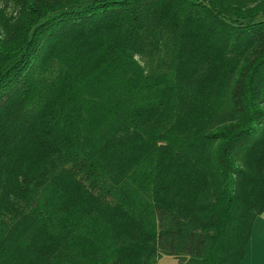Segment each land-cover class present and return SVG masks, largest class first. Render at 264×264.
Listing matches in <instances>:
<instances>
[{
    "label": "trees",
    "instance_id": "obj_1",
    "mask_svg": "<svg viewBox=\"0 0 264 264\" xmlns=\"http://www.w3.org/2000/svg\"><path fill=\"white\" fill-rule=\"evenodd\" d=\"M4 6L0 264H241L264 215V0Z\"/></svg>",
    "mask_w": 264,
    "mask_h": 264
},
{
    "label": "crops",
    "instance_id": "obj_2",
    "mask_svg": "<svg viewBox=\"0 0 264 264\" xmlns=\"http://www.w3.org/2000/svg\"><path fill=\"white\" fill-rule=\"evenodd\" d=\"M158 264H178L171 257H164ZM241 264H264V215L253 226V235L246 249V257Z\"/></svg>",
    "mask_w": 264,
    "mask_h": 264
},
{
    "label": "rangeland",
    "instance_id": "obj_3",
    "mask_svg": "<svg viewBox=\"0 0 264 264\" xmlns=\"http://www.w3.org/2000/svg\"><path fill=\"white\" fill-rule=\"evenodd\" d=\"M6 3H7V0H0V8L6 9L7 13H12L13 12L12 10L5 8L4 5ZM259 20H264V15H263V17L259 18ZM153 43H155V42H153L151 40V42L148 44L146 56L143 57V59H140V62L146 68H154V67H158L160 65L159 60H157L160 55L158 54L157 49H155L152 46ZM164 53L167 55V53L165 51H164Z\"/></svg>",
    "mask_w": 264,
    "mask_h": 264
}]
</instances>
